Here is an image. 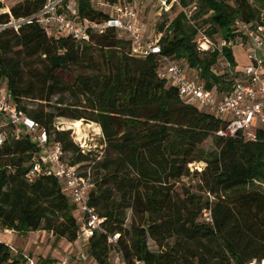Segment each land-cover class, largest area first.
Here are the masks:
<instances>
[{
    "label": "trees",
    "instance_id": "16d2710c",
    "mask_svg": "<svg viewBox=\"0 0 264 264\" xmlns=\"http://www.w3.org/2000/svg\"><path fill=\"white\" fill-rule=\"evenodd\" d=\"M91 1L76 0L74 16L102 22L109 12ZM178 2L183 10L193 4L191 16L181 11L164 19L160 53L142 58L131 55L129 39L114 29L78 42L49 35L35 20L10 25L39 12L45 0L0 1V9L8 8L0 12V87L61 144L65 161L90 174L94 185L87 203L103 221L86 245L97 264H112L114 248L127 264H243L264 258V128H256L253 140L241 132L220 133L227 128L224 117L184 101L159 75L161 58L170 57L194 71L217 98L229 94L241 73L233 47L200 50L197 38L218 34L239 43L237 23H264V0ZM222 57L232 69L220 64ZM25 101L36 107L28 109ZM57 117L96 124L99 146L91 141L82 150L68 130L56 128ZM208 138L213 150L201 146ZM38 150L30 138L15 139L7 130L0 145V226L17 234L44 230L74 242L81 222L61 181L53 174L26 176ZM191 177L198 178L195 184L176 187ZM127 210L133 213L129 227ZM149 238L157 250L149 249ZM11 249L0 240V264H26L23 252Z\"/></svg>",
    "mask_w": 264,
    "mask_h": 264
},
{
    "label": "built area",
    "instance_id": "2783aa9c",
    "mask_svg": "<svg viewBox=\"0 0 264 264\" xmlns=\"http://www.w3.org/2000/svg\"><path fill=\"white\" fill-rule=\"evenodd\" d=\"M2 1V0H0ZM165 10H169L178 0H159ZM64 6L71 10L67 0H45L42 9L27 19L12 20L10 25L17 26L20 21L35 20L46 28L49 35H69L75 41L88 42L92 34H103L108 29H114L118 34H124L130 41V53L135 57H146L150 54L160 53L161 33L146 34L138 23L137 13L131 6L113 2L109 8L111 12L102 22L74 16L76 11L71 10V16L63 11ZM5 26H0L3 28ZM237 38L240 39L245 51L247 63L243 66L239 77L235 78L232 90L222 98H217L213 91L204 88L196 73L189 76L180 62L170 57H162L159 75L167 82L175 85L179 97L186 102L197 104L207 111L216 113L227 120V128L223 132L233 135L241 132L246 139L255 138L257 127L264 128V23L256 24L237 23ZM232 42L221 38L216 45L214 40L202 35L198 39L200 50L217 49L220 53L223 46ZM220 63L224 68L232 69L229 62L222 57ZM0 114L4 120L0 123V145L3 144L7 130L18 139L22 135L38 144L39 150L33 156L27 178L40 173L53 174L61 181L63 190L69 195L71 202L77 206L78 219L81 222L78 238L87 242L94 231H102V218L94 208L87 203L88 193L93 188L90 174L83 176L78 165H71L64 159V151L60 143L49 138L45 128L27 116L21 109L12 103L10 93L0 87ZM82 150L89 149L86 140L76 142ZM209 217V213H204ZM118 235L109 237V242H115ZM26 258V256H25ZM67 261L64 255L61 261ZM26 264H36L28 258ZM135 264H143L136 261ZM243 264H264V258L252 259Z\"/></svg>",
    "mask_w": 264,
    "mask_h": 264
},
{
    "label": "rangeland",
    "instance_id": "374dc122",
    "mask_svg": "<svg viewBox=\"0 0 264 264\" xmlns=\"http://www.w3.org/2000/svg\"><path fill=\"white\" fill-rule=\"evenodd\" d=\"M116 2H119L120 4L123 5L131 6L135 9L137 13L138 23L142 26V28L145 30L146 34L148 35L158 33L159 25L164 19L171 20L181 11H184L188 14V16H191L194 10L193 4L189 5L183 10L181 5L176 3L169 10H165L162 8L159 0H117ZM5 3L6 5L11 4V2L9 1H6ZM91 3L95 9L105 10L110 13L111 9L109 8V6L113 2H110L109 0H92ZM67 4L70 5L72 11L76 10L77 8L76 0H67ZM67 7L68 6H64L63 11L69 16H71L72 14L71 10L68 9ZM7 9H8L7 7H4L0 9V12H4ZM262 18H264V11H262ZM192 22L194 21L192 20ZM195 22L197 26H200L202 23L200 19L196 20ZM118 37L126 38L124 34H118ZM211 38L214 40L216 45L219 44L220 37L218 34H215ZM197 39H199V37ZM231 47H233L232 48L233 53L239 62L237 67L238 69L242 70L243 69L242 63L245 61L243 60V57H245L246 55L244 48L242 45L239 46V43H236L235 41H232ZM220 66L221 65L218 63L217 68L220 69L221 68ZM185 69L189 76L195 74L194 71L189 70L187 68ZM56 99L57 96L52 99L51 104H54ZM25 105L27 106L28 109L36 107V103L30 101H25ZM46 110H52V109L50 107H46ZM80 121L82 122V124L80 126L79 131L73 127L72 125V123L74 122L73 120L64 117L55 118L54 125L58 130H68L70 132V137H72L73 142H79V141L81 142L82 140H86L88 144H90L92 141L96 143V146H99L101 140L100 128L94 123L91 122L86 123L82 120ZM201 146L204 150H213L215 147L211 138H208ZM69 154L70 153L66 154L65 157H68ZM191 166L192 168H194L193 165ZM195 166L201 167L202 163L199 162ZM197 179H198L197 177H191V180L188 178H183L181 181L179 180L176 187H179L181 182H184L186 184L189 183L195 184L197 182ZM74 214L78 215L79 214L78 210H75ZM132 215L133 213L131 210L126 211L127 227H129L130 225ZM1 232L4 233L3 228H1L0 226V233ZM13 233L15 234L16 237L9 243V245L12 248L11 250L13 253L18 251V254H20V252H23V254L26 256V261H28V258L32 260L33 258H35L38 264H61L63 256L66 255L65 252L68 253L67 248L66 249L64 247L60 248V245H58L57 243L58 239H54L55 241H53L51 238L46 239V237H37L32 239L29 236H25V234H17L16 232ZM75 241L78 242V246L76 245L73 246L75 252L74 254H72V256L69 255L70 258L68 260L70 262L66 261L63 262L62 264H97L88 254L87 245L84 246L82 244V241L79 239H76ZM147 243L149 249L154 251L158 249V246L156 245L155 241L152 240L151 238L148 239ZM109 260L112 264H127L126 260L124 259L121 252L117 248H114L109 252Z\"/></svg>",
    "mask_w": 264,
    "mask_h": 264
},
{
    "label": "crops",
    "instance_id": "0c3cea01",
    "mask_svg": "<svg viewBox=\"0 0 264 264\" xmlns=\"http://www.w3.org/2000/svg\"><path fill=\"white\" fill-rule=\"evenodd\" d=\"M3 231H4V233L3 232H1L0 233V240H2V241H4V242H6V243H10L13 239H15V234L13 233L14 231H12V230H8V229H3ZM25 236H29L30 238H32V239H34V238H37V237H46V239H49V238H51L53 241H55L54 239H56L53 235H52V233L51 232H47V231H44V230H39V231H32V232H28V233H26L25 234ZM79 240H81L82 241V239L81 238H78ZM51 240V241H52ZM54 243V242H53ZM58 245H60V248H67V252L68 253H66L65 252V254H66V256H67V254H68V256H67V261H69L68 259L70 258V256L69 255H71L72 256V254H74V252H75V249H74V245H76V246H78V242H76V241H74V244H73V242H68L67 240H65V239H63V238H60V239H58ZM82 244L84 245V246H86V242H83L82 241ZM77 248V247H76ZM82 248H84V247H82ZM27 249V248H26ZM33 260H34V262L36 263V264H38V262H37V260H35V258H33ZM44 261H46V260H44ZM70 262V261H69Z\"/></svg>",
    "mask_w": 264,
    "mask_h": 264
},
{
    "label": "bare ground",
    "instance_id": "6f19581e",
    "mask_svg": "<svg viewBox=\"0 0 264 264\" xmlns=\"http://www.w3.org/2000/svg\"><path fill=\"white\" fill-rule=\"evenodd\" d=\"M82 122L80 120H76L72 123L73 127L76 128L78 131L80 130ZM67 127V126H66Z\"/></svg>",
    "mask_w": 264,
    "mask_h": 264
}]
</instances>
